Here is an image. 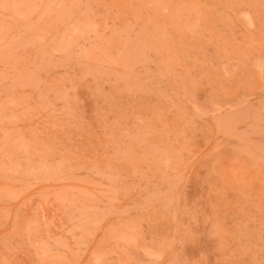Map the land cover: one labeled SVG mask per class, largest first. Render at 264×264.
Listing matches in <instances>:
<instances>
[{
    "label": "rangeland",
    "instance_id": "1",
    "mask_svg": "<svg viewBox=\"0 0 264 264\" xmlns=\"http://www.w3.org/2000/svg\"><path fill=\"white\" fill-rule=\"evenodd\" d=\"M0 264H264V0H0Z\"/></svg>",
    "mask_w": 264,
    "mask_h": 264
}]
</instances>
